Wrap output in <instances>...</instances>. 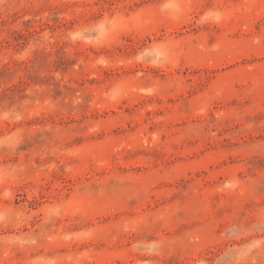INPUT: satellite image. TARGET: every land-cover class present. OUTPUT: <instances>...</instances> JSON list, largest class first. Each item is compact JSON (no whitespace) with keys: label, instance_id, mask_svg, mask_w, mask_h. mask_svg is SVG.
Segmentation results:
<instances>
[{"label":"rangeland","instance_id":"obj_1","mask_svg":"<svg viewBox=\"0 0 264 264\" xmlns=\"http://www.w3.org/2000/svg\"><path fill=\"white\" fill-rule=\"evenodd\" d=\"M0 264H264V0H0Z\"/></svg>","mask_w":264,"mask_h":264}]
</instances>
